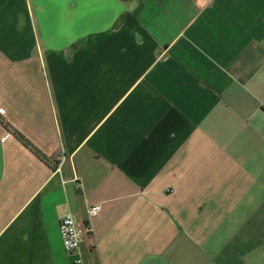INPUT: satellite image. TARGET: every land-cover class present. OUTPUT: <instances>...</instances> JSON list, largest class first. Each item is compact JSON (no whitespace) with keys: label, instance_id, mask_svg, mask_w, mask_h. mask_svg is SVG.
Returning a JSON list of instances; mask_svg holds the SVG:
<instances>
[{"label":"crops","instance_id":"crops-1","mask_svg":"<svg viewBox=\"0 0 264 264\" xmlns=\"http://www.w3.org/2000/svg\"><path fill=\"white\" fill-rule=\"evenodd\" d=\"M67 213L84 264H264V0H0V264Z\"/></svg>","mask_w":264,"mask_h":264},{"label":"built area","instance_id":"built-area-1","mask_svg":"<svg viewBox=\"0 0 264 264\" xmlns=\"http://www.w3.org/2000/svg\"><path fill=\"white\" fill-rule=\"evenodd\" d=\"M99 205L88 208V217L98 213ZM59 231L64 250L73 257L74 264H84L80 253V242L83 237H90V224L85 220H78L71 213L63 215L59 220Z\"/></svg>","mask_w":264,"mask_h":264}]
</instances>
